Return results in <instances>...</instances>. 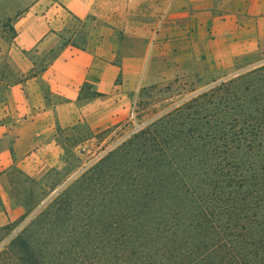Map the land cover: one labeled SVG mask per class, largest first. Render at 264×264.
Instances as JSON below:
<instances>
[{
  "label": "crops",
  "instance_id": "obj_1",
  "mask_svg": "<svg viewBox=\"0 0 264 264\" xmlns=\"http://www.w3.org/2000/svg\"><path fill=\"white\" fill-rule=\"evenodd\" d=\"M43 1L14 21L16 77L5 83L0 107V177L57 166L61 130L112 126L153 77H194L205 86L264 60V0H108L107 25L93 29L85 44H63L34 73L35 64L20 55L54 36L48 12L34 14ZM60 2L79 18L104 22L100 0Z\"/></svg>",
  "mask_w": 264,
  "mask_h": 264
},
{
  "label": "rangeland",
  "instance_id": "obj_2",
  "mask_svg": "<svg viewBox=\"0 0 264 264\" xmlns=\"http://www.w3.org/2000/svg\"><path fill=\"white\" fill-rule=\"evenodd\" d=\"M34 1L0 0V107L5 83L16 77L10 56L15 50L14 21ZM100 3L97 13L104 22L94 24L92 14L79 18L60 0L40 2L34 14L48 12L44 20L50 19L54 36L43 47L22 51L20 61L33 62L37 73L63 44L88 42L93 29L107 25L108 0ZM128 49L138 48L125 46L124 52ZM247 73L252 74L245 76ZM197 82L194 77L164 81L153 77L127 99V110L112 126L61 130L57 166L32 176L15 169L8 177H0V264H30L32 259L37 264H64L81 257L78 247L71 246L100 240L95 236L100 215L105 218L157 208L158 202L146 205L142 198L135 199L141 193L140 183L159 177L206 176L191 172L193 161H209L191 144L190 122L180 119L184 114L181 107L204 93L217 102L219 97L239 96L249 83L264 84V60L205 86ZM117 223L129 225L128 221Z\"/></svg>",
  "mask_w": 264,
  "mask_h": 264
},
{
  "label": "trees",
  "instance_id": "obj_3",
  "mask_svg": "<svg viewBox=\"0 0 264 264\" xmlns=\"http://www.w3.org/2000/svg\"><path fill=\"white\" fill-rule=\"evenodd\" d=\"M213 98L197 96L180 117L209 161H193L191 172L206 176L140 183L135 199L157 208L100 215V240L71 246L81 257L64 264H264V84Z\"/></svg>",
  "mask_w": 264,
  "mask_h": 264
}]
</instances>
